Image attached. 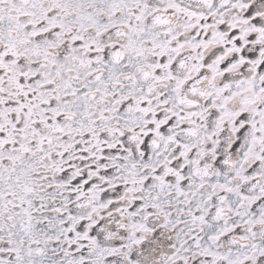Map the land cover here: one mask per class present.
Wrapping results in <instances>:
<instances>
[{"label":"snow or ice","instance_id":"snow-or-ice-1","mask_svg":"<svg viewBox=\"0 0 264 264\" xmlns=\"http://www.w3.org/2000/svg\"><path fill=\"white\" fill-rule=\"evenodd\" d=\"M0 264H264V0H0Z\"/></svg>","mask_w":264,"mask_h":264}]
</instances>
